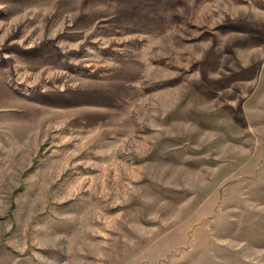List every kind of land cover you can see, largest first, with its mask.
<instances>
[{"label":"rangeland","instance_id":"obj_1","mask_svg":"<svg viewBox=\"0 0 264 264\" xmlns=\"http://www.w3.org/2000/svg\"><path fill=\"white\" fill-rule=\"evenodd\" d=\"M0 264H264V0H0Z\"/></svg>","mask_w":264,"mask_h":264}]
</instances>
